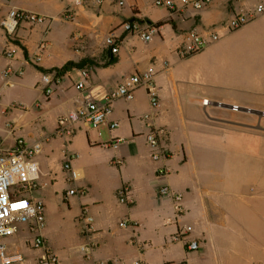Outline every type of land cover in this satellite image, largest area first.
I'll use <instances>...</instances> for the list:
<instances>
[{"label": "crops", "instance_id": "crops-1", "mask_svg": "<svg viewBox=\"0 0 264 264\" xmlns=\"http://www.w3.org/2000/svg\"><path fill=\"white\" fill-rule=\"evenodd\" d=\"M158 1L0 0V151L18 140L41 145L35 160L50 185L35 195L46 206L43 235L59 264H264V15L237 30L225 27L264 0H214L202 9L173 0V10ZM11 10L46 21L23 22L11 37L1 25ZM68 12L74 19L65 18ZM126 23L163 25L144 41ZM190 31L209 44L184 58L179 51ZM111 32L117 55L105 46ZM69 62L85 65L54 81L46 97L42 78L54 73L42 70ZM149 69L156 72V110L142 87L132 101L114 103L106 124L80 122L67 141L56 134L59 118L78 109L86 91L102 103L128 77ZM82 70L89 72L85 91L77 88ZM113 123L119 127L111 129ZM152 129L162 131L167 154L159 162L146 140ZM66 151L76 156V180L64 170ZM163 166L170 174L161 181L156 172ZM161 183L182 200L160 196ZM125 187L129 201L122 204ZM73 188L86 194L69 196ZM84 211L94 220L91 232L83 230ZM27 237L23 227L8 244L32 262L40 252L26 245ZM90 242L95 249L87 259L80 247ZM192 242L197 251L188 248Z\"/></svg>", "mask_w": 264, "mask_h": 264}, {"label": "built area", "instance_id": "built-area-1", "mask_svg": "<svg viewBox=\"0 0 264 264\" xmlns=\"http://www.w3.org/2000/svg\"><path fill=\"white\" fill-rule=\"evenodd\" d=\"M87 1V0H81ZM96 4H101L103 0H91ZM214 0H180L183 6H190L194 9H202ZM120 5H124L122 1ZM157 6L166 7L170 10L176 8L173 0H159ZM264 15V5L248 10L245 13L235 15L226 24L228 30H237L248 23L254 21L259 16ZM67 20L74 19L72 13H66ZM46 21L41 15L27 13L19 10H11L8 16L2 21V28L7 35L14 36L19 25L23 22L31 24H43ZM124 29L128 32H138L144 41H149L152 36L158 31L154 25H148L146 28H141L132 23L124 24ZM211 41L219 39L218 33L210 34ZM209 40L197 33L190 31L187 34V40L180 49V56L186 58L201 52L207 45ZM106 48L112 55L119 53L118 39L114 32H111L105 41ZM44 49V45L40 50ZM40 61V58H38ZM156 72L154 69H149L142 73L128 77L121 85L112 89L102 103L93 100L89 92L84 93L83 104L66 115H63L58 120L56 134L70 140L75 131V126L80 122L89 123L94 128H98L107 123L109 116L113 112L114 103L117 100L124 99L132 101L135 97V92L139 88H145L148 93V98L152 109L156 110L160 105V96L158 88L155 84ZM89 72L82 70L81 81L78 82L77 88L81 91L87 89ZM50 75H44L42 84L45 86L46 97L53 92L52 83L58 81ZM208 103L207 100L204 101ZM151 115L144 116L146 121L151 119ZM119 127L118 123L111 124V129ZM162 131L151 130L147 136V144L150 150L151 158L154 162H159L167 157L165 149L160 142ZM121 140H118L116 147ZM41 151V145L35 144L27 146L23 140H18L15 146L8 152L0 151V264H59L58 256L47 246L44 238V230L47 226L46 206L44 202L36 197V192L40 189L49 187L48 182H43L42 173L38 162L35 160ZM76 156L72 152L64 153V170L70 173V181L76 180L77 175L72 170V161ZM170 171L166 167H159L156 172V178L163 181ZM129 188H122L118 194V200L122 204L129 201ZM86 190L73 188L69 190V196L85 195ZM160 196H168L175 202H180L182 197L180 194L172 192L165 183H161L158 187ZM81 222L84 232H91L94 220L89 216L87 211L81 215ZM122 226H127L126 222L121 223ZM27 229L28 237L25 239L26 245L35 251H39L40 255L36 260L29 262L24 255L19 251L10 250L8 240L17 236L22 228ZM188 248L191 251H197L199 245L197 242L189 244ZM94 245L85 243L80 247V251L85 258H90L94 252ZM99 264H105L101 262ZM132 264H144L140 260L133 261Z\"/></svg>", "mask_w": 264, "mask_h": 264}, {"label": "trees", "instance_id": "trees-1", "mask_svg": "<svg viewBox=\"0 0 264 264\" xmlns=\"http://www.w3.org/2000/svg\"><path fill=\"white\" fill-rule=\"evenodd\" d=\"M163 25L162 23H159V24H156L155 26L156 27H159ZM115 60L114 59H111L109 61V63H114ZM80 64L81 63H74V62H69L68 64H66L65 66H63L62 68L60 69H56V70H53V71H46V70H42L44 73H54V76H55V79H60L65 73H67L68 71L74 69V68H77V69H80ZM84 69V68H83Z\"/></svg>", "mask_w": 264, "mask_h": 264}, {"label": "water", "instance_id": "water-1", "mask_svg": "<svg viewBox=\"0 0 264 264\" xmlns=\"http://www.w3.org/2000/svg\"><path fill=\"white\" fill-rule=\"evenodd\" d=\"M85 64H81L80 67H84ZM218 106H221V107H224V108H229V109H233L234 106H229V105H221V104H217ZM241 110V109H240ZM242 111H245V112H250L252 114H256V115H263L262 112H258V111H254V110H248V109H244Z\"/></svg>", "mask_w": 264, "mask_h": 264}]
</instances>
